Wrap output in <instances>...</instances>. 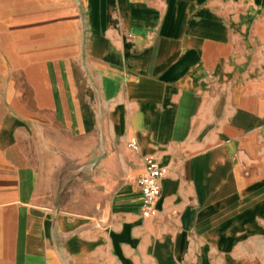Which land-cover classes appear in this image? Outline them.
<instances>
[{
    "label": "crops",
    "instance_id": "crops-1",
    "mask_svg": "<svg viewBox=\"0 0 264 264\" xmlns=\"http://www.w3.org/2000/svg\"><path fill=\"white\" fill-rule=\"evenodd\" d=\"M35 2L81 75L0 118V264H264V0Z\"/></svg>",
    "mask_w": 264,
    "mask_h": 264
},
{
    "label": "rangeland",
    "instance_id": "rangeland-1",
    "mask_svg": "<svg viewBox=\"0 0 264 264\" xmlns=\"http://www.w3.org/2000/svg\"><path fill=\"white\" fill-rule=\"evenodd\" d=\"M35 1L0 0V118L47 103L81 75L79 27L68 26L64 42L53 39Z\"/></svg>",
    "mask_w": 264,
    "mask_h": 264
},
{
    "label": "built area",
    "instance_id": "built-area-1",
    "mask_svg": "<svg viewBox=\"0 0 264 264\" xmlns=\"http://www.w3.org/2000/svg\"><path fill=\"white\" fill-rule=\"evenodd\" d=\"M130 146L135 148V143L130 142ZM162 169L149 158L145 164L143 173L137 178L136 186L142 194V216L149 217L155 211L153 205L160 194L159 178L162 175Z\"/></svg>",
    "mask_w": 264,
    "mask_h": 264
}]
</instances>
